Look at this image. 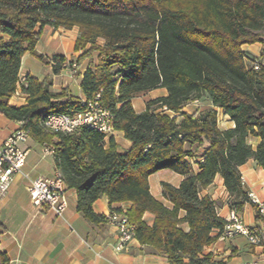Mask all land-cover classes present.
Here are the masks:
<instances>
[{
	"label": "trees",
	"instance_id": "trees-1",
	"mask_svg": "<svg viewBox=\"0 0 264 264\" xmlns=\"http://www.w3.org/2000/svg\"><path fill=\"white\" fill-rule=\"evenodd\" d=\"M46 26L78 27L77 77L89 60L80 78L84 98L52 91L48 76L20 81L24 53L47 61L35 49ZM263 29L264 0H0V113L51 145L67 188L76 191V210L90 223L105 221L93 210L100 196L110 205L130 202L125 213L135 238L170 264H225L203 254L226 221L201 189L220 175L229 206L240 211L250 198L239 166L253 158L264 169V64L248 67L257 59L241 48L262 41ZM52 60L58 74L65 58ZM18 87L27 101L15 107L9 100ZM157 88L166 94L136 111L132 99ZM96 94L112 128L130 142L127 149L87 124L70 132L44 128L47 115L82 111ZM202 94L203 110H183ZM218 109L232 127L219 126ZM161 169L183 176L177 186L161 182L166 203L149 187V176ZM145 212L154 215L151 225ZM7 261L0 251V264Z\"/></svg>",
	"mask_w": 264,
	"mask_h": 264
},
{
	"label": "crops",
	"instance_id": "crops-1",
	"mask_svg": "<svg viewBox=\"0 0 264 264\" xmlns=\"http://www.w3.org/2000/svg\"><path fill=\"white\" fill-rule=\"evenodd\" d=\"M62 32L72 37L67 48L60 34ZM78 34L76 26L71 29L44 27L35 49L47 61H40L30 52L24 53L19 72L20 81L27 75L39 80L48 76L52 80V91L60 92L65 88L69 95L84 98L80 78L88 67L89 60L84 59L81 62L78 68L81 74L77 77L76 84L70 80L71 76L65 77L67 62H71V66L75 65L76 58L81 54V51L74 50ZM261 40L243 44L241 48L264 64V29L261 31ZM54 55L65 58L58 74L52 73ZM74 58L75 61L72 63ZM157 91L160 94L153 98L166 94L165 88L153 89L148 93ZM147 100H144V105L139 111L145 108ZM26 101V95L18 87L9 103L20 107L25 105ZM218 112L219 126L232 127L233 122L229 117L223 115L219 109ZM20 125V122L0 113V143L10 133L20 128ZM109 135L114 137L120 150L129 147L130 142L124 138L123 132L113 129ZM249 141H253L251 143L254 145L258 139L251 138ZM18 147L27 152L24 163L20 172L13 175L6 191L0 194V251L7 257L6 264H170L165 255L152 246L141 244L136 238L130 240L125 249L116 250L117 236L114 229L106 221L90 223L85 219L76 210V191L73 188L66 189L67 206L62 216H56L46 207L38 209L33 206L27 191L29 180L39 176L53 177L61 173L55 164L53 153L45 150L46 144L30 136L20 142ZM239 170L244 190L253 193L259 200H264V169L253 158H249L239 166ZM155 173L149 176L150 191L154 197L166 203L161 188V182L165 180L160 179L155 193L152 191L150 179ZM173 178L174 181L166 182L177 186L183 176L177 174ZM201 193L209 194L216 201L221 217L227 216L231 198L220 175H217L210 185L201 189ZM252 203L251 199L243 202L240 211L245 226L259 229L260 240L257 243L251 242L243 234L232 238L219 236L204 248L203 254L210 253L214 259L223 260L225 264H264V227L258 221L257 210ZM130 206V202L110 205L107 196L102 195L94 201L93 210L106 216L111 207L128 209ZM143 219L151 225L154 215L145 212Z\"/></svg>",
	"mask_w": 264,
	"mask_h": 264
},
{
	"label": "built area",
	"instance_id": "built-area-1",
	"mask_svg": "<svg viewBox=\"0 0 264 264\" xmlns=\"http://www.w3.org/2000/svg\"><path fill=\"white\" fill-rule=\"evenodd\" d=\"M247 60V59H245ZM248 67L253 69L259 68L258 60L246 61ZM75 71V65H73ZM99 94L93 99L86 102V108L82 111L71 114L58 113L47 115L42 124L50 132H70L80 125L87 124L97 128L106 135L113 130L111 114L105 110L99 101ZM197 102L198 100H194ZM30 137L27 129L18 128L10 133L0 143V194L6 191L13 175L20 172L24 163L27 152L18 147L20 142ZM46 151L53 153L51 145H46ZM66 189L67 186L61 175L53 177L39 176L30 179L27 184L30 201L38 209L48 208L56 216H62L66 206ZM249 198L257 207V219L264 227V200H259L253 193L248 192ZM110 210L105 216V221L114 229L117 236L116 250L125 249L128 242L135 238V226L132 224L125 209ZM226 223L221 231V237L232 238L236 235L243 234L251 242L257 243L260 240L259 229L248 227L243 223L241 211L235 207H230L227 216L224 218Z\"/></svg>",
	"mask_w": 264,
	"mask_h": 264
},
{
	"label": "rangeland",
	"instance_id": "rangeland-1",
	"mask_svg": "<svg viewBox=\"0 0 264 264\" xmlns=\"http://www.w3.org/2000/svg\"><path fill=\"white\" fill-rule=\"evenodd\" d=\"M61 34V37H63L64 41H65V48H67L68 46V42H70L72 40V37L69 36L68 34H64L63 32L60 33ZM98 42L100 43L101 40H98ZM70 48V45L68 47V49ZM75 61V58L72 59V63ZM73 68L71 66V62L69 63V61L67 62V74H65L66 76L65 77H68V76H71L72 78H70V80L72 82H74V84H76V79H77V76L74 74V71H73ZM157 94H160V92H151V93H144V94H141L137 97H135L133 99V107L135 110L139 111V109L141 108V106H143V102L144 100H147L149 98H153L155 97V95ZM196 97L190 99L183 107V110L184 111H188V112H193L194 110H197V112H200L201 110L204 109L205 105L207 104L208 100L206 98L205 95H200L197 99L198 101L195 102L194 99ZM157 110L159 111V108H157ZM169 115L173 116L174 114L173 113H170L168 112ZM253 142V141H251ZM196 154L197 156L201 154V149H197L196 150ZM177 173L173 172L172 170L170 169H161V170H158L152 177H151V187H152V191L155 193L156 191V186L159 184V180L160 179H163L165 181H174V178L173 176H176Z\"/></svg>",
	"mask_w": 264,
	"mask_h": 264
}]
</instances>
